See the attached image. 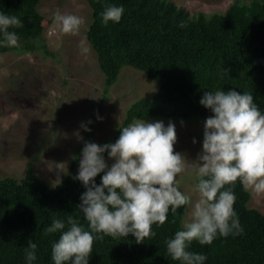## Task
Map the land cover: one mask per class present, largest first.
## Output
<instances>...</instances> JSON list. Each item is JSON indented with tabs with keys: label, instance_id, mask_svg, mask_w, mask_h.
<instances>
[{
	"label": "trees",
	"instance_id": "trees-1",
	"mask_svg": "<svg viewBox=\"0 0 264 264\" xmlns=\"http://www.w3.org/2000/svg\"><path fill=\"white\" fill-rule=\"evenodd\" d=\"M86 1L91 9L87 40L103 74V91L116 82L124 66L157 85L152 97L137 98L126 107L110 143L134 120L198 117L204 125L213 115L200 103L206 91L249 92L264 113V0H235L224 12L209 14H189L170 0ZM39 2L0 0V13L23 23L22 28L9 29L18 35L19 46L0 45V53H26L42 46ZM109 5L123 6L119 23L103 22L101 13ZM103 174L95 178L97 185ZM85 191L82 182L69 175L48 186L30 162L20 178L0 176V264H27L24 249L29 240L37 244L32 264H54L52 244L60 233L45 229L54 218L69 215L87 229L78 208ZM234 193L243 232L218 235L211 245L194 241L189 251L205 255L204 264H264V214L248 206L249 191L239 181ZM185 207L175 215L170 211L163 226L153 225L156 235L141 243L132 235L95 241L89 264H181L168 255L165 242L182 230Z\"/></svg>",
	"mask_w": 264,
	"mask_h": 264
},
{
	"label": "clouds",
	"instance_id": "clouds-1",
	"mask_svg": "<svg viewBox=\"0 0 264 264\" xmlns=\"http://www.w3.org/2000/svg\"><path fill=\"white\" fill-rule=\"evenodd\" d=\"M123 13V6L109 5L101 15L104 23H119ZM54 23L62 34L75 36L84 20L57 12ZM180 26L186 25L182 22ZM22 27L18 17L0 13V45L18 47L19 37L9 29ZM82 52L89 49L82 47ZM200 103L213 115L205 120L202 151L196 162L198 199L193 203L178 187L177 177L187 171L188 160L174 151L177 134L173 123L165 126L163 121L134 120L120 128L115 143L85 141L76 179L86 189L78 208L87 229L71 215L52 220L45 231L60 233L52 244L54 264H89L95 241L105 236L132 235L141 243L156 235L153 225L163 226L170 211L175 215L187 205H191L190 221L165 242L173 261L204 264L205 255L189 251L194 241L211 245L218 235L226 238L243 232L234 210V188L239 181L245 190L264 196V113L249 92L206 91ZM76 136L83 139L79 132ZM105 153L114 161L110 167ZM101 173L97 185L95 178ZM36 250L37 244L29 240L24 249L27 264L37 259Z\"/></svg>",
	"mask_w": 264,
	"mask_h": 264
},
{
	"label": "rangeland",
	"instance_id": "rangeland-1",
	"mask_svg": "<svg viewBox=\"0 0 264 264\" xmlns=\"http://www.w3.org/2000/svg\"><path fill=\"white\" fill-rule=\"evenodd\" d=\"M189 14L224 12L235 0H170ZM246 2L248 0H237ZM42 45L26 53H0V176L20 178L26 164L48 186L65 176L77 177L84 142L110 143L126 107L140 97H152L157 85L141 72L124 66L116 82L104 92L103 74L87 40L91 9L86 0H40ZM82 17L79 34H62L54 15ZM82 47L89 52L83 53ZM175 125L174 151L188 160V169L177 177L179 190L193 203L197 157L202 151L204 125L200 118L154 119ZM81 125L89 128L85 131ZM83 138L78 140L76 133ZM195 139L196 143H193ZM109 167L114 162L105 155ZM248 206L264 214V196L250 190ZM191 219L185 207L182 226Z\"/></svg>",
	"mask_w": 264,
	"mask_h": 264
}]
</instances>
